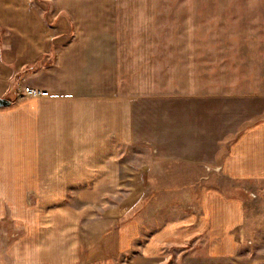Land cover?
<instances>
[{"label":"crops","instance_id":"obj_1","mask_svg":"<svg viewBox=\"0 0 264 264\" xmlns=\"http://www.w3.org/2000/svg\"><path fill=\"white\" fill-rule=\"evenodd\" d=\"M118 32V0H0V264H264L255 200L203 176L264 203V90L125 92ZM147 177L169 217L140 242Z\"/></svg>","mask_w":264,"mask_h":264},{"label":"rangeland","instance_id":"obj_2","mask_svg":"<svg viewBox=\"0 0 264 264\" xmlns=\"http://www.w3.org/2000/svg\"><path fill=\"white\" fill-rule=\"evenodd\" d=\"M118 28L120 78L125 92L264 90V0H118ZM156 170L169 172L174 184L185 178L192 182L200 175L182 164ZM203 173L206 187L226 194L247 190L249 198L255 200L246 207L248 233L252 235V227L260 224L264 215L263 201L248 191L254 185L231 182L212 168L205 167ZM148 183L147 177L146 199L135 212L139 214L140 242L160 219L169 217L154 211L156 203L169 199L150 197L154 190ZM34 198L36 194L28 199ZM12 234V239L20 235L12 231L6 242ZM258 245L259 252H264V239ZM138 248L139 244L134 251Z\"/></svg>","mask_w":264,"mask_h":264},{"label":"built area","instance_id":"obj_3","mask_svg":"<svg viewBox=\"0 0 264 264\" xmlns=\"http://www.w3.org/2000/svg\"><path fill=\"white\" fill-rule=\"evenodd\" d=\"M41 94V92L37 89H32V88H29V87H26L24 88L23 90V93L22 95L20 96L21 98L22 97H34V96H39ZM214 170L218 171L219 168H215ZM252 195V194H251ZM15 234H12V236L10 237L12 239V237L14 236Z\"/></svg>","mask_w":264,"mask_h":264},{"label":"water","instance_id":"obj_4","mask_svg":"<svg viewBox=\"0 0 264 264\" xmlns=\"http://www.w3.org/2000/svg\"><path fill=\"white\" fill-rule=\"evenodd\" d=\"M10 101L6 98H0V108L8 107L10 106Z\"/></svg>","mask_w":264,"mask_h":264},{"label":"trees","instance_id":"obj_5","mask_svg":"<svg viewBox=\"0 0 264 264\" xmlns=\"http://www.w3.org/2000/svg\"><path fill=\"white\" fill-rule=\"evenodd\" d=\"M10 103H12L11 101H10ZM11 105V104H10Z\"/></svg>","mask_w":264,"mask_h":264}]
</instances>
